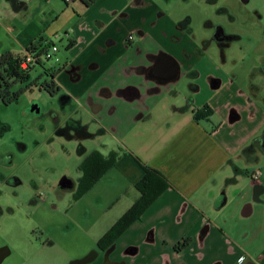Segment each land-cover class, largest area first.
I'll list each match as a JSON object with an SVG mask.
<instances>
[{
	"label": "crops",
	"instance_id": "1",
	"mask_svg": "<svg viewBox=\"0 0 264 264\" xmlns=\"http://www.w3.org/2000/svg\"><path fill=\"white\" fill-rule=\"evenodd\" d=\"M171 1L95 0L87 7L80 0H0V55H25L37 41L63 43L54 83L86 117L98 107L102 155L115 152V167L131 184L143 176L142 165L169 184L119 237V250L139 248L135 264H264V156L249 165L254 160L241 154L264 131V74L250 69L230 81L210 68L185 34L197 30L193 16L170 13ZM203 15L202 23L209 19ZM258 52L257 59L264 56ZM168 57L180 74L198 73L182 83L195 91L175 89ZM156 63L166 82L153 89L148 74ZM205 106L211 115L195 121ZM82 124L95 134V126ZM151 128L155 138L146 139ZM87 139L68 140L81 155ZM183 239L188 245L176 251Z\"/></svg>",
	"mask_w": 264,
	"mask_h": 264
},
{
	"label": "rangeland",
	"instance_id": "2",
	"mask_svg": "<svg viewBox=\"0 0 264 264\" xmlns=\"http://www.w3.org/2000/svg\"><path fill=\"white\" fill-rule=\"evenodd\" d=\"M198 1L172 0L168 8L173 15L184 11L191 14L197 31L202 33L201 17L210 10L207 0L200 4ZM218 5L227 6L237 17V22L228 24L227 29L247 33L256 45L246 44L243 50L235 46L227 55L226 72L244 74L256 65L257 52L264 50V0H248L246 5L240 0H220ZM255 12L259 23L251 27ZM220 21L228 23L226 16ZM54 43L59 47L56 57L62 62L64 45ZM215 55L218 59L217 51ZM61 62L43 60L41 66L30 71V82L35 85L16 103L0 105V128L9 127L0 137V245L8 246L12 252L4 264H61L70 257L88 253L139 197L128 176L115 166L79 199L74 197V191L57 188L62 176L76 183L80 177L78 168L86 156L104 151V139L98 136L83 140L85 151L80 155L77 142L58 137L53 130L48 114L51 109L53 117L62 114L59 95L50 96L40 85L56 72ZM34 103L40 107L39 117L30 113ZM149 132L146 139H154V129ZM1 176H15L22 184L10 188Z\"/></svg>",
	"mask_w": 264,
	"mask_h": 264
},
{
	"label": "flooded vegetation",
	"instance_id": "3",
	"mask_svg": "<svg viewBox=\"0 0 264 264\" xmlns=\"http://www.w3.org/2000/svg\"><path fill=\"white\" fill-rule=\"evenodd\" d=\"M219 1L220 0L205 1V3L207 4V8H209L210 11H207L206 10L207 8H205L206 11L204 14H206L209 19L205 20L202 23V30H203L202 33L200 31L193 30L191 28H186L185 34L189 39L188 41L197 43L198 51L201 54L204 53L203 55L205 58H208L209 60L208 62H212L213 64L215 63V67H212V63H210L211 64L210 68H216L219 72H222L223 74L227 73L229 80L233 81L237 79V74L231 71L226 72L224 67V65L228 63L227 55L229 54L230 50H232L235 46L243 50L246 49V44H252V43L254 44V40L247 33L230 31L227 29L228 24L231 25L237 22V17L230 12V9L227 6L220 7V5H218ZM240 1L243 5L248 4V0H240ZM200 2L201 0L198 1L199 4ZM209 6H214L215 7L214 10H212L211 7ZM160 14L161 13H159V15ZM222 16L227 17L228 23H224V24L221 23L222 21L220 20ZM252 16L254 17V21L251 20V27H256L259 23V21L257 20V13L256 12L252 13ZM162 34L165 36L166 33L162 32ZM127 40L131 41V38H128ZM177 41H181L180 38H178ZM254 47H256V45ZM216 51L218 52V59L215 55ZM161 57H164V54L160 53L157 56L150 55V58H154L155 60L157 59L159 60ZM167 62L169 63L167 67V71H169L171 75H174L175 77L172 79L173 80L172 83H175L174 84V86L176 87L175 89L180 88L182 91V89L185 87L184 86L185 84H182L183 81L195 80L198 76V73L196 71H192L188 74L182 75V73L180 74L179 72V67H180L179 63L174 61V59H170L169 57L167 58ZM208 62L207 65L209 64ZM157 65L158 64L156 63L149 68L148 78L152 80L153 89H158L160 85H163L166 82V79L164 78L165 75L164 70L162 71L157 70L158 67ZM251 73L253 75L260 73L264 74V56H261L257 60V65L251 68ZM179 74L180 76L178 77ZM49 80L50 77L48 80H44L40 85V88L43 89V83L46 81L49 82ZM212 81H213V85L217 86L220 84L218 79ZM185 88L193 92L197 89V86L190 84L189 86L186 85ZM173 93L174 96L179 94V92L176 90H174ZM57 95H62V94H60L59 92L57 93ZM88 100L89 98L87 99V103L89 104L90 101ZM58 101L60 105V112L62 114L61 113H60L61 115L54 114L53 117L52 109L48 114L50 115V117H52L53 130L58 137H62L63 139L80 141L82 139H85L86 137L95 139L96 135L105 132V130L102 129L98 124L96 118L97 116H95L97 115L96 114L98 108L97 106L90 107V110L93 113V115L87 117V120L85 121L84 117L86 116L85 115L86 113L83 111L81 107H79L78 105L73 106L71 102L68 100V98L64 95H62ZM190 102H191V95L189 94V96H187L186 98V103L189 104ZM30 113L36 115L37 117L40 116V113H35V112H30ZM81 120L83 123H88V125L90 126L91 125L95 126L96 128L95 134H90V135L87 134L85 130L86 126H83ZM95 128L93 127V129ZM5 129L8 130L9 127L7 125H3L0 128L1 131ZM79 151H82L80 147H78V152ZM244 154H245L244 155L245 158H247L248 161L254 160V158L257 159V157L264 156V133L261 135L259 139L252 140L250 142V144L245 148ZM63 178L64 181L61 184L60 182ZM1 179L10 188H16L22 184L19 181V179L16 178L15 176H10V177L1 176ZM78 180L76 183H74L67 176H62L58 181L57 188L62 191H74V197H76V193L79 186ZM103 235L96 241L95 248L93 250L83 255L79 254L77 256L70 257L68 261L62 262L61 264H135V258L136 255L139 253V248L137 249V248L127 247L124 248L123 250H119L118 240L121 235L118 236L116 239H108L107 241L102 243L100 242V239L103 237ZM11 255L12 252L8 246L0 245V264H4L8 260V258L11 257Z\"/></svg>",
	"mask_w": 264,
	"mask_h": 264
},
{
	"label": "trees",
	"instance_id": "4",
	"mask_svg": "<svg viewBox=\"0 0 264 264\" xmlns=\"http://www.w3.org/2000/svg\"><path fill=\"white\" fill-rule=\"evenodd\" d=\"M85 6L89 7L95 0H80ZM45 44L37 41L35 45L27 48L26 52L40 53L45 49ZM25 60V55L14 54L6 52L0 55V105L7 106L16 103L18 98L35 85L30 82V71L24 70L21 63ZM52 71V70H50ZM56 72H53L49 77V82L43 83V89L50 96H55L59 93V88L54 83ZM19 87L15 90L16 87ZM211 115L208 107H203L193 114L195 121H200ZM264 133V131H263ZM262 133V134H263ZM261 136L253 139L257 140ZM118 156L115 152H110L107 156L102 155L98 151H94L87 155L82 161L78 170L80 178L78 180L79 186L76 193V198L81 197L87 193L110 169H112ZM143 176L134 185L138 192V199L134 204L110 227V229L103 235L100 242H105L108 239H116L120 236L132 223L139 220L144 211L167 189L169 184L166 180L155 170L141 166ZM225 201L222 198L221 206ZM189 239H183L174 249L180 251L188 245Z\"/></svg>",
	"mask_w": 264,
	"mask_h": 264
},
{
	"label": "built area",
	"instance_id": "5",
	"mask_svg": "<svg viewBox=\"0 0 264 264\" xmlns=\"http://www.w3.org/2000/svg\"><path fill=\"white\" fill-rule=\"evenodd\" d=\"M45 49L38 55L39 53L36 52H26L25 53V60L21 63V66L24 70H31L36 66H41L42 61H52L54 60L56 63L59 62L56 55L58 52V47L49 42L45 44ZM260 177V172L258 170L254 171L251 175V179L253 181H257Z\"/></svg>",
	"mask_w": 264,
	"mask_h": 264
},
{
	"label": "water",
	"instance_id": "6",
	"mask_svg": "<svg viewBox=\"0 0 264 264\" xmlns=\"http://www.w3.org/2000/svg\"><path fill=\"white\" fill-rule=\"evenodd\" d=\"M179 70H180V67H179ZM61 96L62 95H59L58 98L60 99ZM30 112L40 113V107H39L38 103H34L33 105H31ZM232 122H234V121L232 120ZM241 154H244V150L241 151ZM241 154L239 156H241ZM259 159H260V157H257V159L254 158V162L251 163V164H249V165H256V164H258ZM233 176H236V175L234 174ZM63 181H64V178L61 180L60 183L62 184Z\"/></svg>",
	"mask_w": 264,
	"mask_h": 264
}]
</instances>
